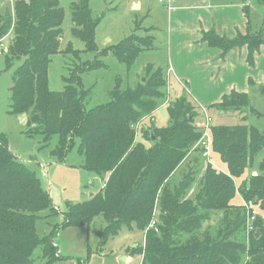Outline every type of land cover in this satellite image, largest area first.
<instances>
[{"label": "trees", "instance_id": "16d2710c", "mask_svg": "<svg viewBox=\"0 0 264 264\" xmlns=\"http://www.w3.org/2000/svg\"><path fill=\"white\" fill-rule=\"evenodd\" d=\"M70 10L72 37L85 44L83 52L97 54L93 62H82L86 68L81 74L106 68L104 59L111 55L130 71L141 48L153 45L152 37H135L133 43L126 38L100 49L95 31L102 18L94 15L90 0H74ZM65 15L60 0H13L12 9L0 16V41L12 34L6 65L11 69L20 63L13 73L9 114L26 119L25 133L39 140L40 149L52 137L60 138L51 153L56 162H64L77 146L84 158L81 170L96 174L102 189L58 213L41 178L15 158L0 135V264H55L62 257L55 242L59 227L89 226L99 216L107 223L97 231L100 245L123 226L145 231V242L131 250L142 256L141 264H264V215H254L257 206L264 214V158L256 176L238 188L235 180L248 169L244 160L263 150L264 131L247 124L211 125L212 152L228 163L225 173L212 164L200 167L199 157L208 159L205 147L197 146L206 116L189 99L166 98L162 68L152 81L135 87L123 89L117 83L110 101L89 109L91 91L84 89L75 69L63 77L62 91L50 90L48 71L52 57L62 53ZM246 35L227 40L208 34L204 41L223 54L248 45L252 63L264 44V30ZM66 52L79 53L71 44ZM249 105L248 94L233 92L212 106L240 113ZM160 106L166 108L170 126L145 127L142 121ZM193 152L198 155L195 165L188 164L180 183L172 184L171 177ZM238 195L242 201L236 205ZM59 216L62 224L56 222ZM214 219L218 224H211ZM39 221L49 232H40Z\"/></svg>", "mask_w": 264, "mask_h": 264}, {"label": "rangeland", "instance_id": "374dc122", "mask_svg": "<svg viewBox=\"0 0 264 264\" xmlns=\"http://www.w3.org/2000/svg\"><path fill=\"white\" fill-rule=\"evenodd\" d=\"M73 1L60 0L66 15L62 26V53L52 57L48 71L49 89L52 91H62L65 87L64 76H70L69 74L73 72V69H75L76 74H81V70L84 71L86 68L82 62H93L97 57L96 53L83 52L85 51V44L72 37L71 29L73 24L71 21L70 5ZM133 1L135 0H90V7L94 15L102 18L100 25L95 31L96 42L100 49L109 38L112 39L113 43L117 44L126 38H130L133 43L135 37L138 40L148 38L145 35L153 38V45L152 47L150 44L141 48L140 56L130 71H128L125 64L120 63V61L111 55L104 59L107 64L106 68L81 74L84 89L91 91L87 97L88 99H86V102L90 100V104L87 102L88 109L110 101L117 83L121 82V86L125 89L126 87H135L139 82L152 81V77L155 76V73L160 68L168 74V66L171 65L170 57L174 60L175 58L179 59L175 54L177 49L175 44L178 40L182 44L186 29L181 28L175 34L176 23L172 22L171 24V16L163 12L164 8L168 11L166 6L171 1L137 0L138 3H143L141 8L139 4L134 7ZM180 2L183 6H191L193 4L191 0H182ZM12 6L13 0H0V16L4 15L9 9H12ZM189 27H192V23ZM171 38L173 39V44H171ZM11 41V33L5 35L0 41V135L4 137L15 158L27 164L37 173L41 178L44 188L51 195L54 205L58 208L57 212L63 213L68 210L67 205L70 202L79 203L92 199L102 189L103 181L96 174L81 170L84 158L78 155L77 146L69 152L64 162H56L57 160L53 159L51 153L58 146L60 138L57 136L52 137L47 147L40 149L39 140L29 137L25 133L27 130L26 119L22 116L9 114L10 105L12 104L11 87L13 85V73L20 65L17 62L11 69L6 65L5 53L8 51ZM69 44L79 53L76 55L67 53L66 49ZM184 49L186 48L184 47ZM169 51H171L170 55ZM181 57L184 58L185 54ZM150 67L151 73L149 72ZM169 73L171 74L170 71ZM168 76L166 77L168 80L167 99L174 101L178 98H186L191 100L192 104L198 107L199 113L201 112L200 114L203 117V111L206 110L212 119L213 125L235 127L247 124L264 131V95L259 89L250 88L249 97L251 105L240 110V113L235 112L236 110L233 108L223 111L211 105L217 103L213 102V99L217 98L218 94L223 91L222 88L225 90V87H219L218 84L209 86V93L205 96L208 85L206 83H203V85L198 84L195 86L197 90L195 91V96H193L191 85H181L174 78L169 82ZM210 89L212 90V94ZM252 108L262 113L263 116L260 117L254 113ZM142 122L147 128L150 126L164 128L171 124L164 106H160L152 117ZM203 142L206 143L204 146L208 147V150L210 148V150L208 159L199 157L200 167L212 164L217 171L229 173L230 168L228 163L220 155L212 152L211 128H208L202 134L197 146L202 147ZM196 157L198 155L193 152L187 162L171 177L170 182L172 184L178 185L180 183L184 174L183 171L186 172L188 164L195 165L192 161ZM263 158L264 148L253 157V160L249 159L248 162L244 160L245 165H248V169L240 178H235L237 188L242 182L249 181L250 176L257 175L256 172H258L259 164ZM240 161L242 162V158ZM41 165H43L45 171L42 170ZM241 201L242 198L238 195L233 200V203L239 205ZM254 215H264L263 210L258 206L255 207ZM56 222L62 224V216H59ZM39 224H42L40 232H46L47 227H45L43 222ZM211 224L216 225L218 222L214 219ZM106 225L105 219L99 216L89 226L59 227L55 242L59 247L62 257L55 264H140L141 255H133L131 254V250L135 249L134 246L136 247L145 242V231H141L136 225L131 227L123 226L117 235L108 239L105 244L100 245L101 238L98 236L97 231L104 229ZM40 252V250H37L36 255H39ZM126 258L131 259L128 261Z\"/></svg>", "mask_w": 264, "mask_h": 264}, {"label": "crops", "instance_id": "0c3cea01", "mask_svg": "<svg viewBox=\"0 0 264 264\" xmlns=\"http://www.w3.org/2000/svg\"><path fill=\"white\" fill-rule=\"evenodd\" d=\"M170 1L169 7L166 6L168 11L164 8L163 12L171 16V24L176 23L175 34L181 28H185L186 31L182 39L183 45L179 40L175 44L177 46L175 54L179 59L174 60L170 57L171 65L168 66L167 74L169 82L174 78L181 85H191L193 96L197 90L195 86L198 84L208 85L205 96L209 93V86L218 84L219 87H225V90L222 88L223 91L217 93V98L213 99V102L217 103L213 105L219 104L222 101L219 99L233 92L249 95L251 87L259 89L264 95V44L254 54L251 63L248 45L236 46L223 54L221 49L212 47L204 41L208 34L233 40L241 34L246 35L249 32L256 34L264 30V0H191L193 1L191 6H183L180 2L182 0ZM137 4L140 8L143 6L142 2L133 1L134 7ZM103 45L117 43H113L109 38ZM183 54L184 58L181 57ZM252 109L254 113H260L255 108ZM203 113L206 117L209 116L206 110ZM260 114V117L263 116ZM130 259L126 258L128 261Z\"/></svg>", "mask_w": 264, "mask_h": 264}, {"label": "built area", "instance_id": "2783aa9c", "mask_svg": "<svg viewBox=\"0 0 264 264\" xmlns=\"http://www.w3.org/2000/svg\"><path fill=\"white\" fill-rule=\"evenodd\" d=\"M211 125H212V119L208 116V117H206V120L201 124V128H204L203 131L205 132L208 128H211ZM204 144H206V143L203 142V146H204ZM205 149H206V152H205L204 156L208 157L210 148L208 150V147H205Z\"/></svg>", "mask_w": 264, "mask_h": 264}, {"label": "bare ground", "instance_id": "6f19581e", "mask_svg": "<svg viewBox=\"0 0 264 264\" xmlns=\"http://www.w3.org/2000/svg\"><path fill=\"white\" fill-rule=\"evenodd\" d=\"M152 227H154V225L152 224Z\"/></svg>", "mask_w": 264, "mask_h": 264}]
</instances>
